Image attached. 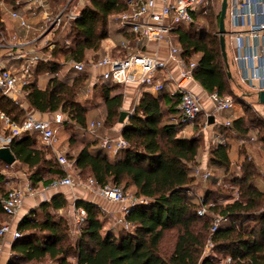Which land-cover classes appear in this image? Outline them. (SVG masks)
<instances>
[{"label":"trees","instance_id":"1","mask_svg":"<svg viewBox=\"0 0 264 264\" xmlns=\"http://www.w3.org/2000/svg\"><path fill=\"white\" fill-rule=\"evenodd\" d=\"M22 2L0 0V28L5 26L4 14L19 9ZM125 8V0H88L78 16L68 21L67 31L56 29L54 40H47L54 44L49 50L50 60L40 62L36 69V74L47 76L45 88H40L37 80L26 87L24 102L29 107L44 113L59 110L66 117L61 124L72 128L67 137L69 145L78 142L80 128L86 126L88 108L77 96L88 84L89 75H55L61 67L57 59L63 54L82 61L90 52L98 54L114 22L112 14ZM203 16L205 22L201 25L197 22L201 15H196L193 24L177 26L171 33L172 40L185 60H196L193 79L206 92L230 95L232 76L227 75L214 34L219 13L211 9ZM121 30L129 41L133 39V34ZM69 38L70 45L67 44ZM41 49L46 51V45ZM99 86L104 99V125L112 126L121 110V87L109 81H102ZM177 104L178 99L166 92L144 91L122 125L121 135L128 143L124 149L110 157L99 140L91 138L81 141L74 155L67 154L74 159L80 175L92 177L99 185L108 182L120 185L135 197L144 199L125 214L127 226L106 228L107 216L100 207L77 199L75 205L82 206L86 216L78 238L72 240L66 218L56 217L51 211L67 203L63 194L56 193L39 205L41 217L32 211L19 220L16 227L20 236L11 242L12 253L6 264H264V190L257 185L253 164L243 161L240 173L236 174L231 170V144L218 141L209 145L207 165L218 168L223 183L230 188L225 192L219 188L218 194L225 202L213 203L207 206L205 214L197 215L200 199L207 203L214 192L208 190L200 197L193 195L197 188L193 170L200 163L204 146L199 135H178L184 123ZM0 110L14 120L23 116V109L1 94ZM253 121L254 118L241 114L229 119L228 125L219 123L213 131L225 136L231 132L249 140ZM34 133L25 132L15 137L9 149L15 160L30 170L28 179L33 184L48 169L51 176L44 180L47 183L59 177L61 170L53 159L46 157L47 149L36 143ZM262 140L264 136L259 139ZM0 164L6 165L1 160ZM234 186L238 190L237 197L231 192ZM5 193L0 172V197ZM213 214L224 220L210 233ZM208 238L212 249L203 254Z\"/></svg>","mask_w":264,"mask_h":264},{"label":"built area","instance_id":"2","mask_svg":"<svg viewBox=\"0 0 264 264\" xmlns=\"http://www.w3.org/2000/svg\"><path fill=\"white\" fill-rule=\"evenodd\" d=\"M126 8L115 14L113 19L119 28L133 34V44L129 40H122L120 48L132 51L124 56L104 54L86 64L84 61L70 59L67 63L75 73L90 75L88 84L93 86L100 81L122 84L124 86H142L154 92H166L169 96L178 99L177 110L180 120L184 125L179 129L178 135L192 136L191 130L198 116L205 114V118L212 115L214 119L219 112L228 110L233 106L234 100L229 94L217 92L207 93V98L212 104V114L206 111L204 99L193 88L196 81L193 79L195 59L185 60L180 54V48L171 37L172 31L179 25H191L196 15H206L212 8V0H125ZM50 0H23L19 9L8 10V16L17 21L18 25L26 31L35 28L29 21L27 13L31 16L40 14L39 29L43 31L48 22L52 27H57L62 17L73 19L78 13H65L66 5L55 15L50 14ZM226 16L228 28L225 37L229 41L233 52V61L236 64L239 80L250 90L256 92L264 90V0H227ZM45 25V26H44ZM140 40L153 43L154 49L141 46ZM47 50L35 45V39H27L15 31H10L4 26L0 28V94L19 105L23 109L20 120H14L0 110V148L10 147L12 140L25 132H35L42 144L50 148L54 160L58 164L61 175L53 180L49 187H65L75 189L72 201L66 214L68 235L76 240L85 221L86 211L82 206H76L77 199L87 200L84 196H97L107 202L119 205V214L100 208L111 220V226L124 225V219L129 208L144 199L135 197L122 186L108 182L99 185L92 177L84 180L76 172L75 161L65 153L54 148L57 142L56 130L53 123H62L66 117L59 111L48 115L24 102L26 87L34 82L36 69L40 62L49 61L53 42L45 41ZM165 49V56H160V49ZM171 61L177 68L174 75L168 68ZM60 74L55 72V75ZM139 97L126 109L127 117L134 111ZM206 124V122H205ZM225 125L229 120L224 121ZM123 125V124H122ZM115 134L100 133L103 127L101 120L91 121L88 129L99 140L100 146L106 153L116 154L127 146V141L121 135V128ZM190 128L188 133L187 129ZM251 135L249 140H254ZM195 176L207 178L209 172L206 167L196 166L193 170ZM6 193L0 197V207L6 220L0 222V238H7L8 247L13 240L20 236V231L13 223V217L22 206L24 198L33 194L35 188L29 180L21 184L16 181H7ZM84 194V196H83ZM238 196L236 188L234 197ZM197 208V215L208 211L207 206L213 203H203ZM264 209V205L262 207ZM224 220L220 215L213 214L210 233ZM3 245V244H2ZM0 244V252L3 248ZM212 242L208 238L204 244L203 254L209 253ZM7 250V255H11ZM229 257L226 261H229Z\"/></svg>","mask_w":264,"mask_h":264},{"label":"rangeland","instance_id":"3","mask_svg":"<svg viewBox=\"0 0 264 264\" xmlns=\"http://www.w3.org/2000/svg\"><path fill=\"white\" fill-rule=\"evenodd\" d=\"M52 1L53 0H50V8H49L50 10L49 11H50V14L53 16L57 12H59L60 9L65 5H66L65 13L67 12L79 13L80 9L87 3L88 0H57L55 3H53ZM212 2H213L214 12L219 13L221 0H213ZM39 16L37 17L38 20H39ZM70 20L71 19L65 18L63 16L61 23L57 27H52V23L48 22L46 26L44 25L45 27L39 35L41 36V34L42 35L46 34L45 32L48 30V28L51 27L49 31H52V33H50L48 37H50V40H54L55 38V35L53 34L54 30L63 29L64 32L67 31L68 21ZM111 20L115 22L112 16H111ZM197 22L200 25L203 24L205 22V17L204 16L199 17ZM40 24H43L41 20L37 24V26ZM224 26L226 29L228 28L227 16H225V19H224ZM217 29H218V25L215 27V30H214L215 37L218 40ZM191 30H194V29H191ZM45 41H46V38L43 37L40 41V44L44 45ZM71 43H72L71 39L69 38L67 44L70 45ZM130 43L133 44V42H130ZM225 49H226V54H227V62L229 65L228 69H229L230 75L232 76V85H231L232 94L230 95L234 100L233 106L228 110H224L222 113L219 112L218 113L219 115L217 114L218 118H215V121L212 124L207 123V119L204 117L205 114L202 113L199 116L198 121L194 123V126L190 134L192 136L199 135L200 137H202V145L204 146L203 148L204 151H207V148L209 145L215 144L218 141L223 142L226 140L228 142H231L230 160L232 163L231 165L232 172L239 174L240 173L239 167L243 161L252 163L254 166V171L257 175L256 181L258 185L264 189V140H262L261 142L259 141L261 136H264V104H259L256 100L255 92L250 90L246 85L240 82L238 70H237L235 62L233 61V52L230 48L227 36L225 37ZM129 50L132 51V49H127V50H124L123 54H126V52ZM99 55H101V51H99L98 54L90 52L88 53V56L86 57V59L82 61L88 64L89 61L96 59ZM99 87H100L99 82H97L93 86H90L88 84L85 85L80 91V94L77 96V99L80 101L81 104H83L87 108L94 107V108L100 109L103 98L101 97ZM205 106H206V111L209 114H212V109L209 108V105H205ZM237 112L245 114V116L247 117L254 118V121H253L254 126L251 128L250 134L254 135L256 140L252 141V140H246L244 138H239V137L234 136L233 133L231 132L230 133L227 132L226 136L216 135L214 133L213 128H215L219 123L227 120L226 118L231 119L233 117H236ZM116 124H117V121L112 126L105 125L104 126L105 132L110 133V134L117 133V131L119 130V126H115ZM71 129L72 128L70 126H67L66 127L67 133L65 135L62 134L61 131L58 132L59 140L58 142H55L54 144V147L57 150L63 151L61 147V143L64 140L65 141L67 140L66 138L71 133ZM187 131L189 133L190 128H188ZM46 152H47L46 153L47 155H51V157L53 158V151L51 149L48 148ZM67 154L69 155V152ZM206 158H207V155L204 156L203 159L201 158L200 163L197 166L206 167L207 171L209 172V176L207 178L196 176L195 182L197 183V188L193 192V195L200 197V196H203V194H205L209 190L211 192H214V194L208 198L207 203L211 202V203L221 204L225 202L226 199L218 194L220 190L219 188L222 189V192H225L224 190L226 188L227 189L230 188V186L227 183H223L222 181L223 178L219 174L220 171L218 168L214 166L210 167L207 165ZM14 168L22 169L21 171H23L26 177H28V175H30L31 173L30 170L27 169L26 166L22 168V167H17L16 165ZM0 172L2 174V185L5 189H7L8 185L6 184V182L10 180L16 181V178L13 172L11 171V168L5 165L0 164ZM79 178L81 180H84L86 178V175L79 174ZM236 188L237 187L234 186L233 189L231 190L233 195L235 193ZM64 190H65L66 195L68 196L67 203L64 206V208H67L68 205L72 201L75 189L64 188ZM4 220H1V221H4ZM104 225L105 227L111 226V220L108 217L105 218ZM72 258L73 257H71L70 260ZM25 264H35V263L29 262Z\"/></svg>","mask_w":264,"mask_h":264},{"label":"crops","instance_id":"4","mask_svg":"<svg viewBox=\"0 0 264 264\" xmlns=\"http://www.w3.org/2000/svg\"><path fill=\"white\" fill-rule=\"evenodd\" d=\"M38 16H39V14H37L36 16H31L29 13H27L28 21L35 27V28L30 29L28 31H26L25 29L21 28L18 25L17 21L11 19L8 16L7 12L4 14V22H5V26H6V28L8 30L15 31L20 36H23V37H25L27 39H30V40L31 39H35V45L37 47H42L43 45L40 44L41 39L43 37H45L46 41L50 40V37H48V35L50 33H52V31H49V32H47L46 34H43V35L41 34L42 38L40 40H37V38L40 36L39 34L41 33L40 30H38L40 25L37 26V24L41 20L40 16H39V20H38V18H37ZM122 40H128L127 36L124 33V31H122L118 27L116 22H113L110 25V33H109V35L101 43V50H100L101 51V55H99L98 57H100V56H102L104 54H109V55H114V56H117V55L124 56V55L129 54L131 52V50L127 51L126 54H123L124 50L120 48V43H121ZM132 41H133V39L130 40L129 42H132ZM140 44H141L142 47L150 49V50L154 49V47H155V45L153 43H145L142 40H140ZM127 49H132V48L129 47ZM160 56H165V49L164 48L160 49ZM69 60L70 59L65 57L63 54L58 57L57 61L61 64V67H60V70H59L60 75H75V74H77L69 67V65L67 63ZM66 66H67V68H66ZM167 68L174 75L177 74V68L175 67V64L173 62L168 61ZM89 78H90V75H89ZM35 80L38 81V85H39L40 88H45V86L47 84V76L46 75H42V74L38 73V74L35 75ZM98 82L100 83V81H98ZM96 83H94L93 85H95ZM120 87H121V92L123 94V101H122L121 109H124V110H126L138 97L140 98L141 94L144 91H151V90L145 89L142 86H134V85L124 86V85L120 84ZM193 88H194V90L196 92L201 94V96L204 99L205 105H209V108H212V104H211L210 100L206 96L208 92H206L197 82L194 84ZM152 92H154V91H152ZM102 100L103 101H102V105H101L100 109L94 108V107L93 108H88L86 126L84 128H80L79 134L77 136L78 142L73 144V145H69L68 141L64 140L61 143V147H62V150H63L61 152L65 153L66 155L69 152V155L72 156V155H74L76 149H78L81 146V143H80L81 141H87V140H90L91 138H97L88 129V125H89V123L91 121L101 120L103 122V127L100 128L99 132L100 133H107L104 130V128H105L104 127L105 126L104 125L105 111H104V99H102ZM138 100H137V102H138ZM47 114L50 115V113H47ZM241 114L242 113H238L237 112L236 113V117L241 115ZM218 115L216 116V118H218ZM226 119L229 120L228 118H226ZM214 121H215V119H214ZM124 122H125V120H124ZM210 124H212V123H210ZM52 125L55 128V130H56V136H57V142H58V140H59L58 132L61 131L62 134L65 135L67 133V130H66L67 125L66 124H61V123H53ZM121 125L122 124L117 122V124L115 126H119L120 127ZM35 135H37V134H35ZM213 138H215V137H213ZM36 143L38 145H41V146H43L45 148V146L42 144V142H41V140H40L38 135L36 136ZM228 143L231 144V142H228ZM46 149H48V148L46 147ZM106 154L108 156H110V157H114V155H115V154H112V153H106ZM204 156H206V151H203V153L201 155V158L203 159ZM46 157L47 158H51V159L54 160V154H53V158L51 157V155H47V154H46ZM16 165H17V167H22V168L25 166L24 164H22V163H20V162H18L16 160L13 163H11L10 165H8V164L5 165V166L11 168V171L13 172V174H14V176L16 178V182H19L21 184L24 180H26V179L29 180L28 177L25 176L23 171H21L22 169H18V168L15 169L14 168ZM50 176L51 175L49 174L48 169H45L42 172V178L37 180V182L35 184H33L29 180L31 182L32 186L35 188V192L33 194H28V195L25 196L22 206L19 208V210L14 215L12 221H13V223L16 226H17V223L19 222V220L21 218H23L25 215L30 214L32 211H35V214H36L37 217H41V211L38 208L39 205L42 202L49 201L51 199V197L53 195H55L56 193H61V194L64 195L66 200L68 199V196L66 195L65 190H64L65 187H62V186H59V187H56V188L49 187V184L53 180H55L56 178L52 179V181H50V182H47V183L44 182V180H46ZM257 185H258V183H257ZM258 187L260 189L264 190L259 185H258ZM83 196H84V194H83ZM84 197H86L88 201H91V202H94L95 204H97L100 208H104L106 210L112 211L114 215H118L119 214V211H118L119 205L116 204V203L107 202L106 200H104V199H102L100 197H97V196H84ZM69 205H68L67 208L62 207V208H60L58 210H51V211H52L53 214H55L56 217L63 216V217L66 218V214L68 212ZM4 219H6V216L3 215L2 213H0V221L4 220ZM7 240H8L7 238H0V244L1 245L3 244L2 245L3 248H2V250L0 252V264H6L7 261H8V258H9V256L7 255V250L10 249V247H8V244L6 243ZM71 261L74 262V259L72 258Z\"/></svg>","mask_w":264,"mask_h":264},{"label":"water","instance_id":"5","mask_svg":"<svg viewBox=\"0 0 264 264\" xmlns=\"http://www.w3.org/2000/svg\"><path fill=\"white\" fill-rule=\"evenodd\" d=\"M226 6H227V0H221L220 2V10H219V20H218V29H217V34H218V42H219V47H220V52L223 58V62L226 68L227 75L230 76L229 72V65L227 62V54H226V49H225V26H224V19L226 16ZM51 28V27H50ZM50 28L45 32L47 33ZM256 94V100L259 104H264V90H259L255 92ZM128 112L124 109H121L117 118V122L120 124L124 123V120L127 116ZM214 122V117L210 115L207 118V123H213ZM0 160L3 161L5 164L10 165L15 161V157L10 151L8 147H1L0 148Z\"/></svg>","mask_w":264,"mask_h":264}]
</instances>
